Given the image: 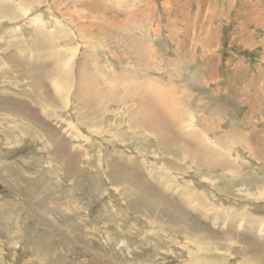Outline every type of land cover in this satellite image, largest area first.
Here are the masks:
<instances>
[{
	"label": "rangeland",
	"instance_id": "obj_1",
	"mask_svg": "<svg viewBox=\"0 0 264 264\" xmlns=\"http://www.w3.org/2000/svg\"><path fill=\"white\" fill-rule=\"evenodd\" d=\"M263 88L264 0H0V264H264Z\"/></svg>",
	"mask_w": 264,
	"mask_h": 264
},
{
	"label": "bare ground",
	"instance_id": "obj_2",
	"mask_svg": "<svg viewBox=\"0 0 264 264\" xmlns=\"http://www.w3.org/2000/svg\"><path fill=\"white\" fill-rule=\"evenodd\" d=\"M12 15V14H11ZM14 16V15H13ZM47 40V39H46ZM68 75V74H67ZM69 76V75H68ZM39 77V76H38ZM67 77V76H65ZM70 77V76H69ZM68 78V77H67ZM66 78V80H67ZM71 78V77H70ZM64 80V79H63ZM264 89V88H263ZM230 91V90H229ZM264 92V90H263ZM249 93V92H248ZM246 96H247V91L245 92ZM250 95V94H249ZM251 96V95H250ZM254 101L251 102V106L250 108H253L255 109L257 107V105L259 104L260 102V99H259V95L257 93L254 92ZM91 102V101H90ZM99 102L100 101H97L96 104L99 105ZM92 103V102H91ZM143 103V102H142ZM143 105V104H142ZM92 106H93V103H92ZM140 108H144V106L140 107ZM164 108V106H163ZM165 109V108H164ZM141 110V109H140ZM142 110H145V113H149L148 115H150L149 117H147L146 119H143V120H140L141 123L143 124L142 126L145 127V129H148V130H151V132H153L154 134H160L158 135V137H163V133L165 134L168 130H169V125H168V122L166 120H164L162 118V115L161 113L163 114H166L163 110H161L158 106L157 107H150V109H142ZM140 112V111H139ZM157 113L159 114L157 115ZM143 118L146 117V115H142ZM264 124V123H263ZM57 134V133H56ZM176 136V135H175ZM183 138V137H182ZM188 138V136H187ZM251 138V137H250ZM180 138L178 136H176V138L173 136V138L171 139L172 141L174 142H178ZM186 139V138H185ZM252 139L255 143V148L254 150L255 151H258L260 154L262 151H264V133L262 134V136H258V135H253L252 136ZM262 139V142L263 144L259 143L260 140ZM240 140V139H238ZM180 142H182V151L186 150L185 153H191L192 152V146H186L184 144V141L183 140H179ZM169 143V142H168ZM171 143V142H170ZM167 144V143H166ZM178 145V144H177ZM164 147H168V146H164ZM200 147V146H199ZM199 147H197L198 149V152L196 153L195 157H197L198 155L202 156L203 158H206L208 156H206L205 154L207 153L206 150H203V153H201L199 151ZM198 154V155H197ZM200 158L199 157L197 158V160H199V163H201V161H203V158ZM219 161V160H218ZM135 163V162H133ZM117 164H120L122 165L123 167L127 168V169H123L121 168L119 165ZM204 164H208L207 162L204 163ZM204 164H201L204 166ZM217 164V163H216ZM210 165V164H209ZM215 165V164H214ZM111 167L114 168L113 170V174L112 177L114 178L115 182H123L125 183V185H128L129 187V192L132 194L130 195V198L132 200H135L137 201V203L139 205L143 204L144 206L148 207L149 209H160L166 216L170 217V219L172 220H175L177 217H180V221H187L189 219L193 220L195 225L198 227V225H200L201 223L196 220L195 218L191 217L189 215V213H186L184 211H182V208L179 207L178 205H176L174 203V201H171L169 200L168 198H165L163 195H156L155 197H152L153 194L151 189L149 187H151V183L150 182H147V181H144L143 179L137 177L132 169L129 167V165L125 164V163H116V161L114 163H111L110 164ZM132 167V166H131ZM66 168V167H65ZM67 169V168H66ZM65 170V169H64ZM140 170V169H139ZM155 171V170H153ZM157 171V170H156ZM65 172V171H64ZM149 172V171H147ZM66 175V174H65ZM66 177V176H65ZM156 183V182H155ZM158 184V183H157ZM123 186V184H122ZM152 188V187H151ZM155 188V187H154ZM157 188V187H156ZM154 191V189H153ZM150 192V193H149ZM129 193V194H130ZM155 194V193H154ZM128 196V194H127ZM170 197V196H169ZM202 225V224H201ZM200 225V226H201ZM203 226V225H202ZM201 226V227H202ZM208 232V231H207ZM209 233V232H208ZM211 234V233H210ZM211 238L209 240H212V243H214V241L216 240L215 239V234H211ZM206 236V235H205ZM210 236V235H209ZM207 237V236H206ZM206 241V240H205ZM217 241V240H216ZM193 243V242H192ZM211 243V242H210ZM251 244V243H250ZM253 248H255V250L257 249L258 252L261 253V255H259L260 258H264V246H261L260 244H254L252 246ZM253 250V249H252ZM251 258V257H250Z\"/></svg>",
	"mask_w": 264,
	"mask_h": 264
},
{
	"label": "crops",
	"instance_id": "obj_3",
	"mask_svg": "<svg viewBox=\"0 0 264 264\" xmlns=\"http://www.w3.org/2000/svg\"><path fill=\"white\" fill-rule=\"evenodd\" d=\"M154 88H155V87H154ZM169 89L171 90V88H168V90H169ZM172 90H173V89H172ZM162 92H163V91H162ZM165 92H166V91H165ZM165 92H164V93H165ZM174 92H175V90H174ZM160 94H161V90H160V92H159L158 95H160ZM172 96H173V95H171L170 98H171ZM259 99H260V101H261L260 96H259ZM171 100H172V99H171ZM252 101H254V98L251 97V101H250V102H252Z\"/></svg>",
	"mask_w": 264,
	"mask_h": 264
}]
</instances>
